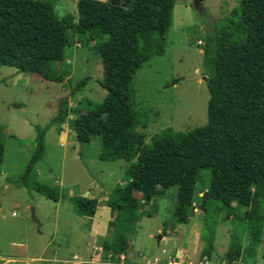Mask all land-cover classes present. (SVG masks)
I'll list each match as a JSON object with an SVG mask.
<instances>
[{
	"label": "trees",
	"instance_id": "trees-1",
	"mask_svg": "<svg viewBox=\"0 0 264 264\" xmlns=\"http://www.w3.org/2000/svg\"><path fill=\"white\" fill-rule=\"evenodd\" d=\"M177 2L78 0L77 15H60L52 0H0V63L20 72L62 83L69 78L65 62L71 34L98 41L105 99L86 100L90 107L68 120L70 102L61 98L50 124L69 121L79 142L100 137L102 160L129 162L127 183L116 187L108 200L117 210L110 223L117 241L105 243V254L114 261L128 250L126 233L139 220L140 199L135 192L150 200L178 186L175 222L188 223L196 183L207 168L212 178L203 209L209 199H215L228 209L247 206L253 218L259 217L264 205V0H241L236 19L211 30L204 48L210 91L207 123L186 131L163 129L150 142L138 130L134 74L145 61L166 52ZM89 78L78 81L72 94ZM37 129L36 147L17 180L22 185L45 153L47 126ZM4 154L0 142V164ZM34 187L50 199L61 196L59 189L41 182ZM73 203L80 214L93 215L98 201L76 195ZM212 248L211 244L210 254ZM237 254L230 248L226 255L233 260Z\"/></svg>",
	"mask_w": 264,
	"mask_h": 264
},
{
	"label": "rangeland",
	"instance_id": "rangeland-1",
	"mask_svg": "<svg viewBox=\"0 0 264 264\" xmlns=\"http://www.w3.org/2000/svg\"><path fill=\"white\" fill-rule=\"evenodd\" d=\"M52 2L58 14L71 12L60 7V0ZM240 5L241 0H178L173 25L167 34L166 52L145 61L132 82L133 101L139 114L138 130L146 133L147 142L163 129L186 131L207 123L210 91L202 78L207 73L204 48L213 26L223 27L229 19H236ZM96 42L88 36L71 34L65 62L69 78L53 84L57 93L40 90L37 84L30 82L29 73L0 63V142L5 145V160L0 165V258L20 256L21 259L36 252L51 254L57 246H67L71 251L84 246L88 240V225L81 220L68 197L70 188H75L72 181L84 182L86 170L91 175L97 168L107 166L116 170L125 163V160H101L98 143L79 142L69 121L50 124L61 98L70 102L68 120L90 107L85 104L86 100L101 103L105 99L107 90L101 83L103 60ZM197 67L196 73L201 77L186 79L195 74ZM88 77L86 85L72 94L75 84ZM94 107L95 104L91 105ZM37 126H47L45 154L30 183L22 185L17 180L30 161L31 141L37 136ZM125 177L128 176L125 174ZM211 178V170L203 169L193 201V208L200 210L195 214L191 210V214L192 221L198 223L203 232L202 246L208 248L207 255L211 244L215 249L227 250L218 253L212 248L209 255L212 264H264V205L259 217L253 218L248 216L249 207L228 209L215 199H209L203 209ZM112 180L106 176L105 182L110 186ZM37 181L59 189L60 198L50 199L37 192L34 189ZM177 192L178 186H173L166 194L157 195L146 204L141 199L138 210L141 223L126 235L147 258L153 260L158 256L164 261L170 258L169 252L162 251L163 247L170 249V244L159 241L162 232L158 229L165 233L166 229L179 227L175 222ZM33 208L37 221L32 215ZM26 248L36 251L27 252ZM230 248L238 252L233 260L226 255ZM182 252L179 256L186 253ZM197 256L196 263L206 254Z\"/></svg>",
	"mask_w": 264,
	"mask_h": 264
},
{
	"label": "crops",
	"instance_id": "crops-1",
	"mask_svg": "<svg viewBox=\"0 0 264 264\" xmlns=\"http://www.w3.org/2000/svg\"><path fill=\"white\" fill-rule=\"evenodd\" d=\"M77 3H78V0H60V7L63 9L68 8L71 11L69 13H73L77 15L78 14ZM198 71H199V67H197L193 71V73H196ZM29 74L30 75H28L29 76L28 78L30 82L32 84H37L41 88L40 90H45V92L47 93L48 92L50 93L58 92V91L53 90V88H56L57 90V87H54L53 85V84H57L56 82L47 80L37 74H31V73ZM91 142H97L98 143L97 146L101 147L100 137H96V139H93ZM91 142H85V143L90 144ZM31 145L34 150L36 147V138L34 141H31ZM33 150L31 153H33ZM45 150H46V147H45ZM100 152H101V148H100ZM43 157L41 159H43ZM99 158H100V154H99ZM4 160H5V154H4ZM4 160L0 165L4 163ZM39 161L34 165L27 179V184L30 183L31 179L33 178L37 170L36 166H38ZM128 165H129V162L125 161V163H122L120 167L117 168L116 170H113L111 167L104 166V167L95 169L94 173L91 175L89 172H87L85 168L86 171L83 174L87 176L86 180L84 182L73 180L72 181L73 186H72V183L70 184L72 187H75L77 189V191H74L73 189L75 188H70L71 193L68 197H70L72 201H73V197L76 195L86 196L90 199H96L98 201L96 212L93 215H83L77 212L81 220H83L86 223V225H88V240L84 246L79 247L78 250H74V251H71V249L67 246L64 248L62 246H59V247L57 246L51 254L38 255V253L36 252L35 255L26 256L21 259L19 258L20 256L9 258V259H16L18 261V263L16 264H31V262H35V264H74L73 261L75 259V256H79L84 259H89V261H91L87 264H113L109 260V256H108L109 254H107V256L105 254V243L107 241L112 242V243L115 240L117 241V239L115 238V233L111 232L110 230V223L117 216V210L111 208V206L108 203V200H109V197L112 191L116 187L118 186L122 187L127 183V178L125 177V170L128 167ZM106 176H108L109 178H113L114 180V182L110 186L109 184H106L105 182ZM94 177L97 180H95ZM103 177H104V180H103ZM38 182L40 181H37L36 183ZM164 194H166V192ZM164 194H160V195L162 196ZM135 196L140 198V202L142 199V202H144L145 204L149 201L143 198V193L141 192H135ZM197 210L199 211L200 209L194 208V211L192 209V212L195 214ZM13 214H15V212ZM140 223L141 221L139 219L137 222V226L140 225ZM158 232H162L161 237L159 235V241L160 242L164 241L166 244H170V249L168 248L169 250L167 249V247H163L162 251L165 249L167 250L166 253L169 252V254L173 256L174 255L179 256L181 253H183L182 251H185L187 253L188 256L184 260V264L196 263V259L198 258L197 255H200V253L205 252V254L207 255L208 248L205 246H202L203 232L201 230L200 225L192 221V214L190 216V220L188 223L179 224V227H177L176 229H171V228L166 229L165 233L163 232V229L159 228ZM55 234H56V231H55ZM150 236H153L152 232L150 233ZM127 239L130 243L129 244L130 246L128 250L122 251L120 253V255L122 253H125L127 255V260L125 261L124 264H139L141 262V260H139L140 258L139 252H142V253L144 252L138 251V249L136 248L135 241H132L131 237L127 236ZM21 245L24 246L23 244ZM95 247L102 249V254L99 255L97 258L96 257L92 258L93 250ZM188 249H191L192 252L190 253ZM215 250L218 253H221V252L225 253L227 251V250H222L220 248L215 249ZM26 251L35 252L36 250H33V248H29V249L26 248ZM9 259H5L1 257L0 260H2V262L0 261V264H13V263H7L4 261V260H9ZM110 259L112 260V258ZM28 260L30 261L28 262ZM117 261H119V258Z\"/></svg>",
	"mask_w": 264,
	"mask_h": 264
},
{
	"label": "built area",
	"instance_id": "built-area-1",
	"mask_svg": "<svg viewBox=\"0 0 264 264\" xmlns=\"http://www.w3.org/2000/svg\"><path fill=\"white\" fill-rule=\"evenodd\" d=\"M163 252H167V250H163ZM102 254V249L95 247L93 250V257L92 258H97L99 255ZM109 260L113 263V264H124L125 261L127 260V255L125 253H122L119 256V261H112L110 258H112V255L109 254ZM139 256L141 257V262L139 264H184V260L187 258V254L185 253L182 256H173L170 255V258L167 260H163L162 258L155 256V258L152 260L150 258L145 257L144 253L139 252ZM93 260V259H92ZM7 263H13L16 264L18 261L16 259H9V260H4ZM91 261H89V259H84L82 257L79 256H75V259L73 261L74 264H87ZM194 264H212L211 259L208 255L205 256L204 259H200L197 261V263Z\"/></svg>",
	"mask_w": 264,
	"mask_h": 264
},
{
	"label": "water",
	"instance_id": "water-1",
	"mask_svg": "<svg viewBox=\"0 0 264 264\" xmlns=\"http://www.w3.org/2000/svg\"><path fill=\"white\" fill-rule=\"evenodd\" d=\"M201 77V74L200 73H195L194 75H192V76H189V77H187L186 79H188V80H195V79H199ZM204 80H208V76L207 75H205V76H203L202 77ZM207 196V195H206ZM193 211H194V208H193ZM32 215H33V218L37 221L38 220V218H37V216H36V214H35V209L33 208L32 209ZM160 237H161V235H160Z\"/></svg>",
	"mask_w": 264,
	"mask_h": 264
}]
</instances>
